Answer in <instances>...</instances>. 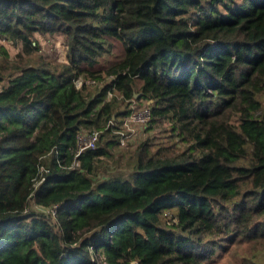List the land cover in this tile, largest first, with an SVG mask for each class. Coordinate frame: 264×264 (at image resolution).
<instances>
[{
    "label": "trees",
    "instance_id": "trees-1",
    "mask_svg": "<svg viewBox=\"0 0 264 264\" xmlns=\"http://www.w3.org/2000/svg\"><path fill=\"white\" fill-rule=\"evenodd\" d=\"M0 39L21 45L0 44V264H203L244 242L259 264L264 0H0ZM113 39L122 60L92 68ZM134 94L144 137L100 176Z\"/></svg>",
    "mask_w": 264,
    "mask_h": 264
},
{
    "label": "rangeland",
    "instance_id": "rangeland-1",
    "mask_svg": "<svg viewBox=\"0 0 264 264\" xmlns=\"http://www.w3.org/2000/svg\"><path fill=\"white\" fill-rule=\"evenodd\" d=\"M40 41L41 49L39 52L42 53V55L46 58L50 59H56V60H64L65 59V44L63 40L62 34H55L53 36H40L39 34L36 35ZM113 47H112V53L107 56H103L100 58L99 62L94 64L92 68L94 69H105L112 65L115 62H118L122 60L124 52L122 45L120 41L113 39ZM0 44H3L11 57L16 56L18 52L21 51V45L20 43H12L9 40H3L0 39ZM119 134V133H118ZM128 137L125 139L121 138L119 135L118 139L119 141L122 140L123 142H120V145L122 147L119 148L118 155L116 154L115 157L110 159H101L98 163V167L96 168V171L101 176L104 174L105 176H111L115 173L117 174H125L128 172L129 165L127 164L126 159L120 156V153L125 154L128 152V148L133 149L134 145L144 137V134L142 132V127H138L136 131H132L129 133H126ZM125 134V135H126ZM108 137L105 135L104 139H107ZM103 139V141H104ZM121 148L123 151H121ZM116 152V151H115ZM30 205H32V202H30ZM36 207V206H34ZM248 243L244 242L239 245H231L228 250L218 254L213 260L207 261L203 264H240V256L244 253H246ZM255 260L259 264H264V249L261 251H257L255 254Z\"/></svg>",
    "mask_w": 264,
    "mask_h": 264
},
{
    "label": "built area",
    "instance_id": "built-area-1",
    "mask_svg": "<svg viewBox=\"0 0 264 264\" xmlns=\"http://www.w3.org/2000/svg\"><path fill=\"white\" fill-rule=\"evenodd\" d=\"M88 82L93 83L95 80L91 79L88 80ZM82 83L81 78H77L75 80L76 86H80ZM110 92L107 93V96H110ZM135 94L130 100V106L131 110L128 113V115L125 116V118L122 121L121 129L118 131L121 138L125 139L128 137L126 133L136 131L138 128L137 126L143 125L147 122V120L150 117V108L147 105H138L135 101ZM126 134V135H125ZM100 139V132L99 130L92 128V129H86L81 130L78 132L76 137V144H77V150L75 152L74 157L78 155L81 151L89 148H94L97 145V142ZM120 142H123L120 140ZM74 165H77L76 161H73ZM57 208L56 204H53L50 208H45V210L48 212H51V214H54L55 210Z\"/></svg>",
    "mask_w": 264,
    "mask_h": 264
}]
</instances>
